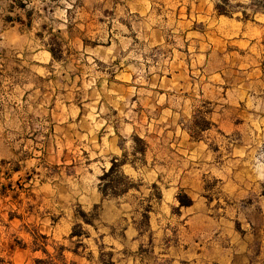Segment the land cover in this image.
<instances>
[{"label": "rangeland", "instance_id": "obj_1", "mask_svg": "<svg viewBox=\"0 0 264 264\" xmlns=\"http://www.w3.org/2000/svg\"><path fill=\"white\" fill-rule=\"evenodd\" d=\"M0 264H264V0H0Z\"/></svg>", "mask_w": 264, "mask_h": 264}, {"label": "trees", "instance_id": "obj_2", "mask_svg": "<svg viewBox=\"0 0 264 264\" xmlns=\"http://www.w3.org/2000/svg\"><path fill=\"white\" fill-rule=\"evenodd\" d=\"M123 162H120V163H117L115 159H112L111 161V165L109 167V169L107 171H104L103 174L100 176V180H101V183L99 184V189H100V192L102 194L103 197H105V186L104 184H102V182L105 181V179L107 177H109L112 173L114 172H117L119 171V168H120V165L122 164ZM125 192V191H124ZM107 196V195H106ZM180 201V205H189L191 203V201H187V202H184L182 200H179ZM96 208V206H94V209ZM84 222L90 224L89 220H84ZM80 235V234H78Z\"/></svg>", "mask_w": 264, "mask_h": 264}, {"label": "crops", "instance_id": "obj_3", "mask_svg": "<svg viewBox=\"0 0 264 264\" xmlns=\"http://www.w3.org/2000/svg\"><path fill=\"white\" fill-rule=\"evenodd\" d=\"M17 32V29L15 27H10L9 30H7V34L8 35H12L14 33ZM115 159V158H113ZM116 160V159H115ZM111 161H112V157H110V161L108 162V165L104 167L105 170H107V168L110 167L111 165ZM122 172H125V173H128L126 175H135L136 172H138V169L134 168V166L132 167L130 164H128L127 162H123L121 165H120V168H119Z\"/></svg>", "mask_w": 264, "mask_h": 264}]
</instances>
